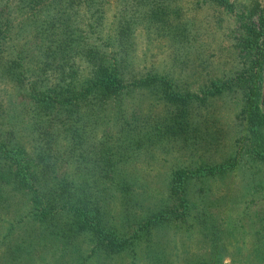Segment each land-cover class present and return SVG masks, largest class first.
<instances>
[{
    "label": "trees",
    "instance_id": "1",
    "mask_svg": "<svg viewBox=\"0 0 264 264\" xmlns=\"http://www.w3.org/2000/svg\"><path fill=\"white\" fill-rule=\"evenodd\" d=\"M126 1L104 23L108 0H0V206L8 195L9 201L26 194L27 217L58 239L61 252L76 245L77 235L90 239V254L118 252L153 225L185 217L190 178L231 169L241 156L264 162V7L248 1L235 10L232 0H211L234 15L237 65L232 75L205 80L198 93L134 59L131 33L140 24L146 31L171 29L174 48L196 38L176 18L177 7L170 0ZM233 90L243 129L237 150L222 161L172 168L165 203L141 215L129 238L106 223L105 199L116 186L133 184L118 162L155 140L187 139L191 102ZM134 94L135 101L143 95L148 101L145 109L130 102L137 111L129 114L125 99ZM256 238L258 247L264 231ZM30 242L5 232L0 264L37 255ZM256 257L264 264V247Z\"/></svg>",
    "mask_w": 264,
    "mask_h": 264
},
{
    "label": "rangeland",
    "instance_id": "2",
    "mask_svg": "<svg viewBox=\"0 0 264 264\" xmlns=\"http://www.w3.org/2000/svg\"><path fill=\"white\" fill-rule=\"evenodd\" d=\"M121 1L127 2L108 0L104 23L113 19ZM248 1L264 7V0H232L233 7L238 10ZM170 5L177 7L176 18L187 22L186 28L196 38L174 48L169 37L171 29L146 31L140 24L131 33L137 66L153 65L157 72L172 74L183 89L198 93L208 78L232 75L237 65V49L231 43L235 35L233 13L211 0H170ZM110 49L108 45L106 50ZM135 94L125 99L129 114L137 111L136 105L145 109L148 101L144 95L135 101ZM238 95L237 90L223 91L192 101L187 139L178 136L155 140L122 158L118 169L133 184L126 188L116 186L113 196L105 199L106 223L129 238L141 215L165 203L172 168H191L232 155L243 138ZM132 101L136 105H130ZM155 110H162L161 105ZM187 190L191 207L183 219L153 225L150 233H142L132 244L128 239L118 252L95 249L93 254L90 239L82 235L76 236V248L66 245L61 252L58 239L42 226L38 229L37 223L27 217L28 196L16 193L8 201V195L5 205L0 206V241L9 232L15 239L23 236L26 241L35 242L39 256L33 255L24 264H215V258L221 259L218 264H258L257 249L264 247L261 239L260 246H256V234L264 231V162L241 156L240 163L231 169L190 178ZM11 217L14 226L7 230Z\"/></svg>",
    "mask_w": 264,
    "mask_h": 264
}]
</instances>
